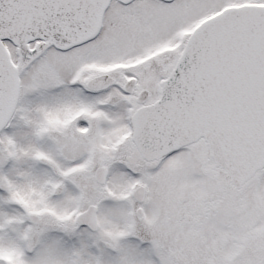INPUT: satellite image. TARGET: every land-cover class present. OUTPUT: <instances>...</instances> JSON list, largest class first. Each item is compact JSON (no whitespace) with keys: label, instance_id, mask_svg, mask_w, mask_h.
Instances as JSON below:
<instances>
[{"label":"snow or ice","instance_id":"1","mask_svg":"<svg viewBox=\"0 0 264 264\" xmlns=\"http://www.w3.org/2000/svg\"><path fill=\"white\" fill-rule=\"evenodd\" d=\"M0 264H264V0H0Z\"/></svg>","mask_w":264,"mask_h":264}]
</instances>
